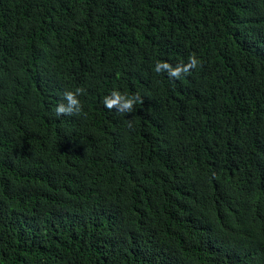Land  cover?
Returning a JSON list of instances; mask_svg holds the SVG:
<instances>
[{
    "label": "trees",
    "instance_id": "trees-1",
    "mask_svg": "<svg viewBox=\"0 0 264 264\" xmlns=\"http://www.w3.org/2000/svg\"><path fill=\"white\" fill-rule=\"evenodd\" d=\"M0 264H264V0H0Z\"/></svg>",
    "mask_w": 264,
    "mask_h": 264
},
{
    "label": "clouds",
    "instance_id": "clouds-1",
    "mask_svg": "<svg viewBox=\"0 0 264 264\" xmlns=\"http://www.w3.org/2000/svg\"><path fill=\"white\" fill-rule=\"evenodd\" d=\"M196 59L194 57L189 58V63L180 69H172L167 62L157 61L155 65V71L160 72L162 70H167L169 77H178L180 71L187 72L190 67L196 66ZM82 89L76 88L75 91L64 90L62 99L59 103L55 105V114L57 117L61 115H72L74 113H79L81 110L79 102V94ZM141 98L138 95H127L121 93L117 89H112L107 95L102 97L103 104L106 109H115L117 113H132L134 104L137 103ZM131 126V125H129Z\"/></svg>",
    "mask_w": 264,
    "mask_h": 264
}]
</instances>
